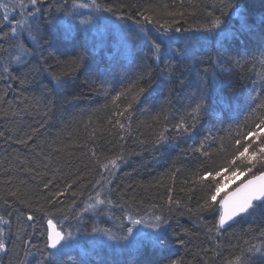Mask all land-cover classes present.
I'll use <instances>...</instances> for the list:
<instances>
[{
  "label": "trees",
  "instance_id": "obj_1",
  "mask_svg": "<svg viewBox=\"0 0 264 264\" xmlns=\"http://www.w3.org/2000/svg\"><path fill=\"white\" fill-rule=\"evenodd\" d=\"M194 2L198 7H188L186 0L183 8L179 7L181 0H175V8L171 7L174 0H95V4L93 0H76L77 4L88 7L73 8V0H45L43 5H38L41 8L37 14L38 21L32 22H39L45 35L50 38L44 56L53 68L44 71L46 66L36 58L27 68L9 65L10 76L15 77L9 78V73L3 71L7 64V53H0V132L4 133L0 136V195L6 194L9 187H15L23 180L32 191L39 189L38 196L47 197L50 192L63 190L66 181L70 183L75 176L81 175V181L58 198L56 207H62L65 211L56 213L54 222L65 235L72 233L74 245L89 248L84 254L45 249L46 236L40 233L46 228V222L42 219L43 213H36L39 223L34 228H27L32 235L24 236V239H31V243L37 247H29L31 254L25 257V246L16 240V214L9 217L10 209L3 206L0 200V216L10 220L8 226L0 225L5 228L9 248L7 254L0 252V264H17L18 260H24L25 264H153L159 258L160 250L153 245L152 239L148 238V242H145L146 237L135 239L131 236L128 241L119 238L127 234L128 227L136 230V226H142L145 233L153 232L146 226L154 223L152 214L157 210L152 205L167 203L168 187L173 189L174 198L182 203L187 200L186 192L181 191V188L190 187L185 181L202 165L214 168L223 163L219 137L223 136L227 141L229 131L235 136L240 125H244L247 131L245 119L251 109L264 100V81L261 80L264 75V64H261V60H264V35L259 27V20L264 16V0H236L257 24L252 35L229 39L226 43L217 33L197 30L199 25L206 23V13L213 10V4H218L219 0ZM165 3L170 5V11H184L185 19L177 17L181 22L172 25L167 33L163 29L157 31V25L145 24L141 20L148 36L145 40V34L135 23L141 17L135 13ZM24 4L26 7L22 9L20 0H0V27L7 23L3 21L4 15H8L10 20H30L25 12L31 6L28 0H24ZM97 5L100 8L97 11L99 16L109 24L116 25L113 29L108 28L112 24L105 25L91 15L97 10ZM109 7L113 8L112 12L103 11ZM226 11L230 14L222 17V29L231 32L237 27V18L234 11ZM215 14L220 15L218 8ZM121 15L125 18L117 19ZM129 16L132 18L128 19ZM45 20L49 23H45ZM170 20L171 17L163 16L160 22ZM100 27H106L109 31L97 35L95 32ZM177 27L181 28L180 32L175 31ZM150 40L161 44L160 52L155 55L151 52ZM77 54L85 55V69L78 73L74 82L58 88L49 72L56 70L57 60H68ZM236 61H239V67L235 66ZM86 77L91 82L90 87L82 83ZM21 79L24 80L23 84ZM134 81L137 82V91L140 87H146L148 91L134 103L133 118L122 121L128 131L119 133L124 139L117 143L104 128L110 101L117 91L127 88ZM201 96L207 112L202 116L197 139L184 138L153 148L150 142L154 139L153 134L165 126L161 108H166L169 119L174 123L175 118ZM106 104H109V108L104 107ZM49 109V116H45ZM14 112L17 115H12ZM157 113H161L159 125L155 119ZM259 114L260 110H257L253 117ZM44 120L48 123L41 128ZM33 128L39 131L27 146L14 142L24 133L32 134ZM208 129L217 138L211 148L206 149L210 157L188 152L189 146L198 143ZM90 136L92 139H89ZM140 141L145 143L140 144ZM90 150L98 152L99 159L105 162L106 158L121 153L125 160L115 170L117 175L110 177L102 169L95 170V159ZM21 161L25 163L21 165ZM28 168L32 171H26ZM176 168L181 171L172 177L170 173ZM54 172L53 184L44 190L43 183L52 179ZM101 176L104 180L112 179L113 183H105L103 188H93L92 185ZM247 178L250 176L237 177L227 185L226 190ZM104 180L101 182L104 183ZM158 181L165 186L160 187ZM109 189L117 191L109 194ZM72 191L77 192L76 197L72 196ZM97 191L101 192V199L108 195L120 206H101L103 211L99 214L81 211L89 202L88 198L95 197ZM121 191L123 199L119 195ZM199 195L198 192L193 193L190 207H195ZM8 199L12 201L11 197ZM74 199L77 206L69 208ZM36 200L37 196H33L34 206ZM39 203L45 204V200L40 198ZM180 212H186V209H175L170 214L169 225L165 227L169 240L179 233L185 243L169 244L164 255L180 259L183 264H204V261H208V264H225L244 249L246 256H252L253 264H264V257L258 253H247V248L252 244L264 246V238L259 235L264 221L259 217L238 218V222L232 223L221 235L213 232L212 239H209L206 229L199 222L193 223L187 214L180 215ZM129 216L143 219L144 223L132 225ZM206 219L214 222L211 216ZM93 227L110 229L117 237L114 240L117 246L103 243L99 239L103 232L92 233ZM184 229L189 230L188 235H184ZM124 242L127 243L121 247ZM53 252H56L54 258H45L46 254Z\"/></svg>",
  "mask_w": 264,
  "mask_h": 264
},
{
  "label": "snow or ice",
  "instance_id": "obj_2",
  "mask_svg": "<svg viewBox=\"0 0 264 264\" xmlns=\"http://www.w3.org/2000/svg\"><path fill=\"white\" fill-rule=\"evenodd\" d=\"M45 0H28V4L31 6L29 10L25 12V15L30 18V20H10L8 15L3 16V21L7 22L3 27H0V53H7L5 59L7 64L3 67L4 73H9V78H15L10 76L9 65H19L23 68H27L34 59L39 58L44 67V71H49L53 68L52 64L48 63V59L44 56V51L50 42L48 35H45V30L41 28L39 22L33 23L32 21H38L37 14L40 13L41 8L38 5H43ZM188 7L196 8L198 5L194 0H186ZM95 4V0H93ZM185 0H181L180 8H183ZM7 8V5H4ZM20 7L25 8L24 0H20ZM51 7V6H50ZM73 8L76 7H88V5L77 4L76 0H73ZM97 11H100L97 5ZM134 7V6H129ZM175 8V0L171 6ZM170 5L167 3L162 5H157L155 8L149 7L138 10L135 15L141 17L140 20H136L135 23L140 26V31L144 33V39L147 40L148 36L145 28L141 25V20L145 24L157 25V31L163 29L165 33L172 29V25L181 22V19H185V12L180 10H169ZM218 8L220 15L215 14V10ZM59 10V9H58ZM226 10H232L236 14L237 27L231 32H224L222 25L224 20L222 17L229 15L230 13ZM103 11L112 12L113 8H105ZM149 13H152L149 15ZM192 13H189L191 15ZM163 16L171 17L170 21H165L161 23L160 19ZM180 17L181 19H177ZM124 16H118L117 19H124ZM132 17L129 16L128 19ZM84 21H81L83 23ZM45 23L49 21L45 20ZM257 22L250 18L249 13L246 9L240 7L236 0H219V3L213 4V10L206 13V23L199 25L197 30L204 31L206 33H217L221 35L222 40L226 43L229 39L235 40L237 38H247L252 35L253 28L256 26ZM259 27L261 29L262 35H264V16L259 20ZM4 28L8 30L5 31ZM187 30V29H185ZM176 32H180L181 28H175ZM151 44V52L153 55L160 52L161 44L156 40L148 41ZM7 44L8 47H4ZM86 57L84 54H77L76 56L68 60H57L56 70L50 71L49 74L52 80L57 82L58 88H63L65 84L74 82L77 78L79 72L85 69ZM261 64H264V60H261ZM223 67V65H218ZM235 66L239 67V61L235 62ZM207 71V69H205ZM150 75V73H149ZM143 78V76L141 77ZM261 80L264 81V75L261 76ZM21 84L24 80L21 79ZM83 84L91 86V82L85 78L82 81ZM137 82L134 81L127 88L117 91L114 96H112L110 101L109 115L105 120L104 128L108 131L110 136L119 143V141L124 139V136L120 135L121 131L127 132L128 129L122 121H130L132 116L133 105L135 102L139 101L141 96L148 91L146 87H140L138 91L136 90ZM103 87V85H101ZM150 87V86H149ZM131 97V99H129ZM170 104V101H168ZM109 108V104L104 106ZM260 110L258 116L253 117V114ZM49 112H45V116H49ZM161 112L164 113L163 120L165 126L158 133H154V139L150 142L153 148H159L166 144L175 143L178 140L188 138L195 141L200 133V126L202 123V116L207 112L206 105L204 103V98L201 96L199 99L195 100L187 109H185L178 118H175V122H171L169 116L167 115L166 108L162 107ZM12 115H17V113H12ZM161 113L156 114V123L159 125ZM251 121V122H249ZM48 121L44 120L40 127L43 128ZM245 124L247 125V131L244 130V125L239 126V130L236 132L235 136L231 135L229 130V135L227 141L225 137H219L220 149L219 152L223 153L224 159L223 163L214 167L209 168L206 165H202L195 172L192 173L191 178L186 180L185 183L190 184L187 189L181 188L182 192H186L187 200L183 203L180 199L174 198L173 189L168 187L166 191L168 192L167 203L161 202V204H153L152 208L156 209L157 212H153L152 218L154 223L146 225L153 231L152 243L160 250L159 258L153 262V264H183L180 259L171 258L170 256L164 255V250L169 244H184L185 241L183 237L177 233L172 240L168 239V233L166 225H169V220L171 219V213L175 209L184 208L186 212H180V215L187 214L193 223L199 222L200 226L206 229V234L208 238L212 239L211 234L215 232L217 236L221 235L227 227H231L232 223L238 222V218H248V217H259L264 221V100L256 105L255 108L251 109L249 116L245 119ZM131 127V125H129ZM214 127V125H213ZM117 130L113 132L112 130ZM39 130L36 128L32 129V134L24 133L15 139V143L23 146H27L29 141L33 139V135ZM4 133L0 132V136ZM11 138V137H10ZM92 139V136L89 137ZM217 138L212 134V130L208 129L206 133L203 134L202 138L199 139L198 143L194 146L190 145L187 149L188 152L192 154L199 153L202 157H210V152L206 149L211 148V144L215 143ZM111 143V141H106ZM145 141H140V144H144ZM122 147V146H121ZM92 158L95 159V170L102 169L108 172L110 177H115L117 175L116 169L120 168V162L125 160V157L121 153H117L112 158H106L104 160L99 159V153L92 151ZM87 155V153H85ZM21 165L25 161L20 162ZM45 168L48 165H44ZM87 167V165H85ZM92 170V169H90ZM26 171H32L31 168L26 169ZM181 169L176 168L170 173L172 177H175ZM38 175H41L38 173ZM239 176H250V178L238 183L232 190H226L227 185L235 181ZM55 179V172L53 173V178L47 180L43 183V189L48 190L50 185L53 184ZM101 176L100 180H96L95 184L92 185L93 188L99 186L104 187V184H112L113 180H104ZM81 181V175L75 176L71 179V182H65L64 189L57 192H50L47 197L38 196L39 189L32 191L28 188L25 181L21 180L15 187H9L8 191L4 195H0V200L3 201V206L8 211V216L11 217L16 214L17 221V234L16 240L20 241L25 246V257L31 253L28 248H36L35 244L31 243V239H24V236L31 237V233L27 232V228L36 227L39 223L36 213H43L42 219L46 222L47 227L43 232L40 233L41 236H46L44 241L45 249L59 250L68 245L69 241L73 238L72 233H67L65 235L63 229L58 228L57 223H54V216L56 213L64 212V208L56 207L58 198L63 196L65 192L71 190L75 185ZM10 183V181H9ZM160 187H164L162 181H158ZM83 187V184H80ZM116 189H109V194L116 192ZM194 192L200 193L196 197L195 207H190L189 204L192 201V196ZM120 198L123 199V192L119 193ZM33 196H37L35 206L33 203ZM72 196L76 197L77 192L72 191ZM9 197L12 201L9 202ZM43 198L45 204H40L39 199ZM89 202L85 203V207L81 209L83 212H95L99 214L103 211L101 206H111L119 207L118 202L113 201L108 195H105L101 199V192L97 191L95 197H89ZM94 201V202H93ZM62 203V202H60ZM20 205L21 207H16ZM77 202L74 199L69 208H75ZM27 210V211H25ZM79 217V213L76 214ZM207 216L213 217L214 222L208 221ZM132 225L143 224V219H133L128 217ZM33 222V223H29ZM10 224L9 219H5L4 216H0V225L8 226ZM42 226V225H41ZM103 232L109 240H116L117 237L111 233L110 229H98L93 227L92 233ZM189 230L184 229V235H188ZM134 235V229L132 227L127 228V234L120 237L119 239L123 241H128L131 236ZM260 237L264 238V227L260 229ZM247 243V242H245ZM19 247V245H16ZM219 247V246H217ZM9 251L8 245L6 243L5 228L0 227V252L7 254ZM43 251V250H41ZM247 253L256 254L258 253L261 257H264V246L257 247L255 244L250 245L247 248ZM56 252L46 254L45 258L55 257ZM17 264H25L24 260H18ZM51 264V262H50ZM204 264H208V261H204ZM225 264H253L252 256L245 255V250L241 249V253L236 255L234 259L228 260Z\"/></svg>",
  "mask_w": 264,
  "mask_h": 264
},
{
  "label": "rangeland",
  "instance_id": "obj_3",
  "mask_svg": "<svg viewBox=\"0 0 264 264\" xmlns=\"http://www.w3.org/2000/svg\"><path fill=\"white\" fill-rule=\"evenodd\" d=\"M91 15L93 16V17H95L97 20H99V21H101V22H103L105 25H111L112 24V26H108V28H110V27H112V29L116 26L114 23H111V24H109L108 23V21L105 19V18H103V17H101V16H99L98 15V13H97V10H95V13H91ZM114 24V25H113ZM107 31H109L106 27H100L98 30H97V32H95L97 35H99V34H105ZM233 182V181H232ZM136 230H134V235L132 236L133 238H140V237H146L145 239H144V241L145 242H148V238L149 239H152V236H153V232H148V233H145V230L143 229V227L142 226H136V228H135ZM143 235V236H142ZM101 240H102V242L103 243H106V244H108V245H111V246H117V244H116V242L117 241H114V240H109L108 238H107V236H105V235H103V236H101V237H99ZM151 242H152V240H151ZM124 243H126V242H124ZM122 245V244H121ZM72 246H75L74 245V240H73V238L69 241V243H68V245L67 246H65V247H63V248H61V249H59L58 251H65V250H67V249H69V248H71Z\"/></svg>",
  "mask_w": 264,
  "mask_h": 264
},
{
  "label": "bare ground",
  "instance_id": "obj_4",
  "mask_svg": "<svg viewBox=\"0 0 264 264\" xmlns=\"http://www.w3.org/2000/svg\"><path fill=\"white\" fill-rule=\"evenodd\" d=\"M99 15V14H98ZM114 38H115V36H114ZM248 179V178H247ZM244 181V180H243ZM242 182V181H241ZM236 186V185H235ZM234 186V187H235ZM234 187H232L230 190H232ZM229 190V191H230ZM55 223V222H54ZM46 227H47V224H46ZM59 228V227H58ZM100 239V238H99ZM101 240V239H100ZM102 241V240H101ZM127 243V242H126ZM126 243H122V245H121V247H123ZM89 250V248L88 247H84V246H82V245H75V246H72L71 248H69V249H67V250H65L64 252L65 253H68V252H72V251H74V252H76V251H78L79 253H82V254H84V251H88ZM51 251H57V250H53V249H50Z\"/></svg>",
  "mask_w": 264,
  "mask_h": 264
}]
</instances>
